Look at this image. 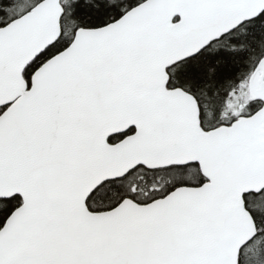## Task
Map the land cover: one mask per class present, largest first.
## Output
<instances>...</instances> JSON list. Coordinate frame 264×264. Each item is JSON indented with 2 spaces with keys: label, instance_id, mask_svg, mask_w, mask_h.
<instances>
[{
  "label": "snow or ice",
  "instance_id": "1",
  "mask_svg": "<svg viewBox=\"0 0 264 264\" xmlns=\"http://www.w3.org/2000/svg\"><path fill=\"white\" fill-rule=\"evenodd\" d=\"M0 264H264V0H0Z\"/></svg>",
  "mask_w": 264,
  "mask_h": 264
}]
</instances>
